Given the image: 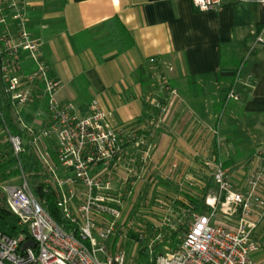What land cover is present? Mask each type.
Here are the masks:
<instances>
[{
  "label": "crops",
  "instance_id": "crops-1",
  "mask_svg": "<svg viewBox=\"0 0 264 264\" xmlns=\"http://www.w3.org/2000/svg\"><path fill=\"white\" fill-rule=\"evenodd\" d=\"M30 3L27 28L40 40L50 74L64 82L57 99L80 114L96 99L114 124L155 142L151 161L132 185L133 203L147 210L158 196L185 203V194L196 195L180 187L196 184V149L202 145L208 157L233 171V184L244 187L247 154L264 141V46L254 41L262 5L236 2L201 11L191 0ZM245 52L252 58L248 64L238 58ZM22 67L29 71L34 64L25 60ZM222 70L238 77L232 82L220 76ZM231 88L237 99L226 97ZM172 90L179 97L169 99ZM203 127H214L219 142ZM260 155L256 162L263 166ZM252 239L260 247L250 256L264 264V217Z\"/></svg>",
  "mask_w": 264,
  "mask_h": 264
},
{
  "label": "built area",
  "instance_id": "built-area-1",
  "mask_svg": "<svg viewBox=\"0 0 264 264\" xmlns=\"http://www.w3.org/2000/svg\"><path fill=\"white\" fill-rule=\"evenodd\" d=\"M191 1L201 11L247 1L264 7V0ZM30 4V0H0V79L23 133L8 139L14 154L28 149L41 163L81 239L63 230L44 210L22 173L20 183L1 189L0 204L15 216L18 233L0 229V264H260L250 253L260 247L252 232L264 217L263 166L249 168L244 187L238 188L220 158L203 157L215 185L214 194L204 198L208 214L188 204L171 209L159 197L154 209L133 210L132 185L151 161L156 144L132 128L114 124L96 99L85 114L71 102L57 99L64 82L52 76L40 58L41 42L27 28ZM254 39L264 46V18ZM25 60L34 68L24 71ZM226 97L237 99L232 88ZM36 101H44L45 116L38 127L26 125L21 110ZM36 115L30 117L34 120ZM173 231L177 235L171 243L165 233ZM28 239L34 247L20 249ZM125 239L132 245L129 254L122 247ZM157 246L160 250L154 254ZM141 249H146V256Z\"/></svg>",
  "mask_w": 264,
  "mask_h": 264
},
{
  "label": "trees",
  "instance_id": "trees-1",
  "mask_svg": "<svg viewBox=\"0 0 264 264\" xmlns=\"http://www.w3.org/2000/svg\"><path fill=\"white\" fill-rule=\"evenodd\" d=\"M226 76L233 80L238 76L236 71H228L222 70L220 72V76ZM232 84V83H231ZM230 87V86H229ZM0 134L6 137L3 143H0V184H4V182L10 178L12 174L20 175L23 173L28 181L29 187L32 193L43 201V208L48 214L54 219V221L63 228L66 232H73L74 235L80 238L76 226L73 222H71L63 213L61 205H60V194L58 187L55 183H53L49 176L44 172L41 163L36 159V157L29 153L28 149L19 152L18 154H14L13 149L11 147L8 136L10 134H18L23 137L22 130L19 125L15 122L11 106L8 98L3 90L2 82L0 79ZM211 187H215L213 185V181H209L207 185L198 190L196 188L197 194L194 196H190L185 194V198L187 200L186 204L182 201L175 199L174 208L179 209V207H186L187 204L191 206L195 211L201 212L203 207L204 198ZM1 213L11 214L7 209L0 204ZM2 217V215H0ZM186 220L187 218L184 217ZM2 230V229H1ZM181 231V226L179 229ZM8 233L17 234L18 228L16 224H8L7 230H3ZM178 231V232H180ZM177 231H173L171 234L165 233V238L168 239L171 243L176 238ZM81 239V238H80ZM160 250V247L157 246L155 248V253ZM140 253L143 256L147 255L146 249H141Z\"/></svg>",
  "mask_w": 264,
  "mask_h": 264
},
{
  "label": "rangeland",
  "instance_id": "rangeland-1",
  "mask_svg": "<svg viewBox=\"0 0 264 264\" xmlns=\"http://www.w3.org/2000/svg\"><path fill=\"white\" fill-rule=\"evenodd\" d=\"M244 56H243V58L242 57H238L239 58V60H241L243 63H246V61H247V64H248V60H250V59H252V58H250L248 55H249V53L248 52H245V54H243ZM249 57V58H248ZM238 64V63H237ZM239 65V64H238ZM239 68V67H238ZM241 69V68H240ZM238 77V76H237ZM163 88H165L164 86H163ZM161 90V89H160ZM164 90V89H163ZM162 91V90H161ZM157 91H155V93H156ZM154 93V94H155ZM177 96L179 97V95H178V93H177V91L176 90H172V92H171V94H170V98L169 99H175V98H177ZM155 98H156V96H154ZM178 99H180V98H178ZM232 99V98H231ZM238 104H240V102H238ZM178 107V106H177ZM22 109V114L24 115V123L26 124V125H31V126H34V127H38V126H40L41 124H39V122L38 121H40L41 119H43L44 118V101H41V102H39V101H36V102H28L27 104H25L23 107H21ZM222 108V109H221ZM221 112L222 113H227L228 112V108H225V106L223 107V106H221ZM35 113H38V115H36V117H34V120H32V118H30V117H27V114H31V115H34ZM165 115H166V110H165ZM41 121H43V120H41ZM204 127H206V126H204ZM202 128V131L204 130V131H206V132H211V133H213V137L215 138V136H216V141L218 140L219 141V138H217V130L214 128V127H212L211 128V130L209 131L208 129H206L205 130V128ZM206 128H208V127H206ZM215 135V136H214ZM5 139H6V137H4L2 134H0V143H3L4 141H5ZM206 140V139H205ZM155 143V142H154ZM203 146V145H202ZM197 147L198 149H196L197 151V154H196V156H197V158H199V160H197L196 159V167L198 168H196V184L194 185V186H191V185H189V186H186V185H183V186H181L180 187V189H182V190H191L192 192H194L195 194H197V191H196V188L198 189V190H200L201 188H203L205 185H207V183L209 182V181H211L212 180V178H211V176H210V172H209V170L205 167V165L203 164V159H201V157H208L209 156V152L207 153V146H206V148L205 149H203L204 147ZM263 148V149H262ZM261 153V155L263 156L264 155V141L263 142H261V144H259L258 145V147L256 148V149H253V151L252 152H249L248 154H247V160L245 161V163H246V165L245 166H243L244 168V172H243V175H244V178H245V175H246V172L249 170V168H251L252 166H254V165H257L258 164V161L256 162V160L258 159L257 158V156H259V154ZM260 155V156H261ZM211 158V157H210ZM200 164H199V163ZM263 170H264V165H263ZM230 172H233V171H231V170H229V174H230ZM229 179H230V175H229ZM231 180V179H230ZM20 181H21V176L20 175H14V174H12L11 176H10V178H8L5 182H4V184H0V195H1V193H2V187L3 186H5V185H10V184H18V183H20ZM213 181V180H212ZM233 183V182H232ZM234 186H236L235 184H234ZM237 187V186H236ZM214 188V189H213ZM214 191H215V187H211L210 188V193L211 194H214ZM159 197V196H158ZM2 198H3V195H2ZM155 198H157V197H155ZM160 198V197H159ZM176 199H179V198H176ZM174 201L175 200H173V201H171V203L169 202L168 204H171V207H169V208H171V209H173L174 208V206H173V204H174ZM154 203H155V199H154V201H153ZM135 205L132 207V209L134 210V209H142L141 207H139V205L138 204H136V203H134ZM152 206H154V205H152ZM139 207V208H138ZM174 210H175V208H174ZM153 212H155V211H153ZM201 212H203V213H206V214H208L209 212H210V207L209 206H207V205H203V207H202V209H201ZM0 215H2V217H0V229H2V230H7V225L8 224H16L17 223V221H16V218H15V216H13L12 214H7V213H1V210H0ZM260 223V222H259ZM260 241V240H259ZM122 242V247L123 248H126L125 250H126V252H127V254H129L130 253V251H131V248H132V245H131V242H129V240H127V239H125V240H123V241H121ZM260 242H262V241H260ZM108 245H109V248H108V250H109V252H111V253H113L114 252V248L112 247V248H110V241L108 242ZM97 257L100 259V260H103L104 259V254L102 253V252H100V251H98L97 253Z\"/></svg>",
  "mask_w": 264,
  "mask_h": 264
},
{
  "label": "water",
  "instance_id": "water-1",
  "mask_svg": "<svg viewBox=\"0 0 264 264\" xmlns=\"http://www.w3.org/2000/svg\"><path fill=\"white\" fill-rule=\"evenodd\" d=\"M27 246H29V247H34V242H33V240L28 239V240L24 241V242L21 244L20 249H23V248H25V247H27Z\"/></svg>",
  "mask_w": 264,
  "mask_h": 264
}]
</instances>
